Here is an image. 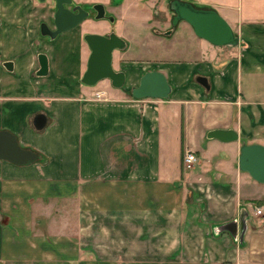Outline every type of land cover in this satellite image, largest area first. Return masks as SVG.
<instances>
[{
	"label": "crops",
	"instance_id": "0c3cea01",
	"mask_svg": "<svg viewBox=\"0 0 264 264\" xmlns=\"http://www.w3.org/2000/svg\"><path fill=\"white\" fill-rule=\"evenodd\" d=\"M199 1L221 7L240 44L198 39L194 58L123 64L121 89L82 84L84 33L25 38L0 15V131L41 156L0 160V264H264V184L239 165L243 141L264 146V0L237 14L232 0ZM152 70L169 99L131 96ZM215 130L239 140L209 138ZM235 221L237 238L221 228Z\"/></svg>",
	"mask_w": 264,
	"mask_h": 264
},
{
	"label": "water",
	"instance_id": "95a60500",
	"mask_svg": "<svg viewBox=\"0 0 264 264\" xmlns=\"http://www.w3.org/2000/svg\"><path fill=\"white\" fill-rule=\"evenodd\" d=\"M45 2L46 0H39ZM56 14L54 22L56 29L53 30L47 23L41 25V35L55 40L59 35L77 28L85 19L90 17V13L83 6L75 3L74 0H56ZM67 6H74L73 10ZM174 12L173 26L176 27L180 22L185 21L194 30L195 34L217 47L238 46L240 38L230 25V23L221 16L215 9L198 8L193 3L183 0H173L170 3ZM93 9L97 13L95 19H109L115 23V18L107 15L106 7L103 4H96ZM0 19V26H1ZM169 31L167 35H170ZM91 54L88 59L87 69L81 79L82 84L86 86H96L98 83L109 80L111 85L116 89L124 87L127 75L125 71H117L114 68V52L123 51L128 47L127 42L118 36L115 32L108 35L88 33L84 36ZM40 69L37 72L39 77L49 74V59L44 53L39 55ZM12 62L5 63V67L13 70ZM198 81L206 86L208 79L199 77ZM172 93V87L167 76L157 70L146 72L141 80L140 85L132 91L135 99H169ZM46 118L42 115L35 120L37 129L44 128ZM209 138L219 139L222 142H234L239 140V135L234 130H215L209 133ZM39 153L23 148L18 138L8 132L0 131V160H6L20 166H29L40 161ZM240 170L247 172L251 177L264 184V146L261 144H247L243 141L241 154L239 158ZM238 222L224 225L222 230L229 231L238 236ZM244 224L241 219L240 225ZM234 227V229H232ZM241 227V234L244 231Z\"/></svg>",
	"mask_w": 264,
	"mask_h": 264
},
{
	"label": "rangeland",
	"instance_id": "374dc122",
	"mask_svg": "<svg viewBox=\"0 0 264 264\" xmlns=\"http://www.w3.org/2000/svg\"><path fill=\"white\" fill-rule=\"evenodd\" d=\"M83 7L101 3L106 7L107 15L115 18V23L109 19L97 20L92 17L85 19L77 28L69 31L84 36L86 33L99 31L106 34L115 32L123 38L128 47L114 52V68L120 69L123 64L137 67L143 62L154 60H186L194 58L190 45H195L199 38L193 28L185 21L173 26L174 12L170 3L173 0H74ZM193 3L198 8H203V1L183 0ZM233 12L238 13L239 7L246 8L244 0H232ZM24 2V4L22 3ZM220 6V5H219ZM220 8V9H219ZM218 13L223 10L219 7ZM56 11V1L47 0L45 3L38 0H0V15H5L6 25L25 38L40 36L50 43L58 42L59 35L55 40L41 35V22H46L50 27L54 26L53 19ZM4 18V17H3ZM26 24V25H25ZM31 32L28 35V31ZM172 31L170 35H167ZM68 33V32H67ZM28 35V36H26ZM32 36V37H33ZM81 43H85L83 35ZM189 48V49H188ZM88 63V61H87ZM83 76V75H82ZM81 78V76H80ZM102 84H110L104 80Z\"/></svg>",
	"mask_w": 264,
	"mask_h": 264
},
{
	"label": "built area",
	"instance_id": "2783aa9c",
	"mask_svg": "<svg viewBox=\"0 0 264 264\" xmlns=\"http://www.w3.org/2000/svg\"><path fill=\"white\" fill-rule=\"evenodd\" d=\"M198 161V157L197 155L192 152V151H188L185 156H184V166L187 170H191L192 168H194L195 164ZM263 209L262 208H257V213L258 214H262Z\"/></svg>",
	"mask_w": 264,
	"mask_h": 264
},
{
	"label": "flooded vegetation",
	"instance_id": "af4514ba",
	"mask_svg": "<svg viewBox=\"0 0 264 264\" xmlns=\"http://www.w3.org/2000/svg\"><path fill=\"white\" fill-rule=\"evenodd\" d=\"M39 1V0H38ZM47 1V0H46ZM45 1V2H46ZM56 1V0H55ZM40 2V1H39ZM45 2H43V3H45ZM98 4H101V3H98ZM57 5V4H56ZM96 4H94L91 8L89 7V6H85V7H83V8H85L89 13H90V17H92V18H94L95 19V16H96V12H95V10L93 9V7L95 6ZM69 9H71V10H73V8H74V6H67ZM56 10H57V7H56ZM55 14H56V11H55ZM54 17H55V15H54ZM89 17V18H90ZM88 19V18H87ZM43 23H46V22H44V21H42L41 22V25L43 24ZM53 23H54V26L53 27H50L51 29H53V30H55L56 29V25H55V22H54V19H53ZM40 25V26H41ZM40 32H41V29H40ZM105 35H108V34H105Z\"/></svg>",
	"mask_w": 264,
	"mask_h": 264
},
{
	"label": "trees",
	"instance_id": "16d2710c",
	"mask_svg": "<svg viewBox=\"0 0 264 264\" xmlns=\"http://www.w3.org/2000/svg\"><path fill=\"white\" fill-rule=\"evenodd\" d=\"M131 96H133V95H132V93H131ZM259 203H261V204H262V202H259ZM263 203H264V202H263Z\"/></svg>",
	"mask_w": 264,
	"mask_h": 264
}]
</instances>
